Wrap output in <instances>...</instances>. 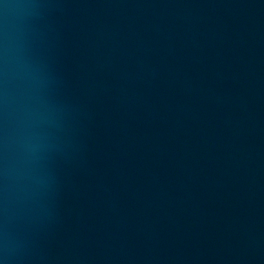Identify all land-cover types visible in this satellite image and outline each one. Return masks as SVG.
Listing matches in <instances>:
<instances>
[{
  "label": "water",
  "instance_id": "water-1",
  "mask_svg": "<svg viewBox=\"0 0 264 264\" xmlns=\"http://www.w3.org/2000/svg\"><path fill=\"white\" fill-rule=\"evenodd\" d=\"M0 264H264V0H0Z\"/></svg>",
  "mask_w": 264,
  "mask_h": 264
}]
</instances>
